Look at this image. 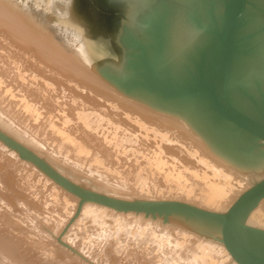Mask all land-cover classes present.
<instances>
[{"label": "bare ground", "instance_id": "obj_1", "mask_svg": "<svg viewBox=\"0 0 264 264\" xmlns=\"http://www.w3.org/2000/svg\"><path fill=\"white\" fill-rule=\"evenodd\" d=\"M128 1L132 8L122 38L124 63L98 72L71 0H0V131L106 199L144 200L141 183L148 194L176 193L199 200L206 208L197 209L211 212L241 182L264 178V145L219 120L206 95L174 97L160 87L186 89L198 81H213L229 3ZM228 98L235 109L264 122V0H246L236 25ZM38 135L55 146L48 149ZM259 144L263 147L255 148ZM12 176H0L5 192L0 213L10 217ZM82 202H94L85 205L83 214L93 219L89 225L96 250L115 264H204L206 247L196 234L221 238L219 223L185 213ZM263 202L247 225L252 217L264 223ZM153 203L159 202L143 204ZM31 207L38 212V206ZM114 211L130 213L116 218ZM131 213L168 214L170 222L195 234L155 239L158 233L151 223ZM184 235L190 238H179ZM248 241L263 253L264 236L250 231ZM20 249L18 241L0 235V264H47L29 260ZM221 250L237 264L224 245Z\"/></svg>", "mask_w": 264, "mask_h": 264}, {"label": "rangeland", "instance_id": "obj_2", "mask_svg": "<svg viewBox=\"0 0 264 264\" xmlns=\"http://www.w3.org/2000/svg\"><path fill=\"white\" fill-rule=\"evenodd\" d=\"M88 14L89 12L86 10L85 15L88 16ZM77 17L81 16L77 15ZM82 21L84 22L83 19ZM103 25L104 23L97 22L96 26ZM111 25L110 23L109 26ZM86 30L89 37L87 39L88 42H86L89 46L88 51L95 65V69L98 72H101L103 68L107 67L109 64L121 65L124 63V56L121 50L118 49V45H116V48L108 47L109 42L116 44V38L121 32L120 27L116 29L112 35L110 34L109 37L107 36L108 42L104 41L101 36L102 32L98 29L92 30L90 27L86 26ZM3 106L0 108H3ZM38 138L43 140L42 135H38ZM5 140L30 153L45 164L48 169L82 192L106 198L91 190L83 183L73 182L48 164L40 155L26 148L24 145L21 146L16 140L11 139L10 136L0 131V152L2 155L0 176H8L10 178L13 175V188L8 193L12 196L9 205L13 207L11 216L14 219L12 220V217L6 216L5 213H0V235H6L10 239L18 241L21 246L19 251L22 252L21 254H23V256H27L29 260L42 259L45 260L47 264H115L105 257L103 251L100 252L96 250V237L90 231L89 225V221L93 219L91 216L83 214L85 205L93 204L94 202H82L80 198L60 186L36 163L25 157L22 152L16 148L10 146ZM43 142L47 145L48 149H52V147L55 146L54 144H48L44 140ZM258 147H263V145L259 144L255 146V148ZM54 153L56 155L58 154L61 158L68 159L70 162L79 165V163L77 164L72 158H69L70 155L63 154L61 151L57 150H55ZM82 166L84 169L85 165ZM86 167L88 170L90 169L89 166L86 165ZM260 181L247 179V181L241 182L228 200L215 208L216 210L210 209L211 212L217 211L216 213L218 214L225 213L228 207L240 195L254 187ZM131 182L132 181H130V184L132 185L133 183ZM139 186L143 187L142 193L144 200L136 201L140 200L137 198L131 199L130 201L113 198L107 199L128 204H135L138 202L147 203L152 201L162 203L166 200L177 199L182 203L186 202V204H191L196 208H206L196 199H186L183 196L176 195V193L166 194L163 192H155L148 194L146 184L143 185L139 183ZM4 193L1 191L0 186V195L2 196ZM26 202L30 204L26 205ZM34 205L39 207L40 210L38 209V212L31 207ZM261 205L264 207V202ZM114 213L117 218L120 215H125L130 212L114 211ZM131 214L136 217H141L151 223L150 225H152V228L158 233L155 234V239L166 237V240H172L175 235H181L179 234L180 232L195 234L193 231L185 228L184 225L181 226L180 224L178 225L170 222L168 214L155 213V215L152 216L147 214H143L144 216H139L135 213ZM246 226L248 232L255 230L264 233V223H261L255 217L250 218ZM6 228H10V230H8L10 232H7ZM196 235L203 241V245L206 247L207 256L203 258L204 264H234L230 258H227V256L221 253V248L223 247L221 238L217 239L209 235L205 237L204 235L201 236L199 233ZM183 237H187V235L179 238L182 239ZM189 238L190 237H187L185 239ZM47 250H49L51 254H49Z\"/></svg>", "mask_w": 264, "mask_h": 264}, {"label": "water", "instance_id": "obj_3", "mask_svg": "<svg viewBox=\"0 0 264 264\" xmlns=\"http://www.w3.org/2000/svg\"><path fill=\"white\" fill-rule=\"evenodd\" d=\"M223 1L228 2L229 6L222 23L219 58L213 81L211 83L198 81L191 87L176 90L161 86L160 90L174 97L199 98L200 96L206 95L219 120L228 123L237 131L254 138L264 145V122L235 109L230 104L228 98V83L234 51V32L238 21L244 13L246 0ZM131 8L132 3L128 0H71L72 14L75 19L78 18L77 21L80 24L79 28L85 42H88L87 39L89 38L86 26L90 27L92 30L98 29L101 31V36L106 42H108L107 36L109 37L110 34L112 35V33L120 27L121 32L116 38V44L109 42L108 47L116 48V45H118V49L123 53L124 60L126 51L122 43V38L127 28V23L129 22ZM86 10L89 12L88 16L85 15ZM77 15H80L84 22L81 17H77ZM97 22L104 23V25L96 26ZM110 23L112 24L111 26H109ZM86 46L88 49L89 46L87 43ZM108 66L116 67L119 65L109 64ZM22 154L31 159L59 184L79 196L82 200H95L112 206L113 208L123 210L152 213L177 211L202 220L219 223L222 243L237 264H264V247L261 248L263 253H257V251L251 247L248 241V228L246 226L250 214L264 199V179L239 196L225 214H216L177 202L128 204L87 194L60 178V176L46 168L42 163H39L30 153H28V155L22 151ZM254 232H257L260 236H264L261 235L263 232L255 230Z\"/></svg>", "mask_w": 264, "mask_h": 264}]
</instances>
